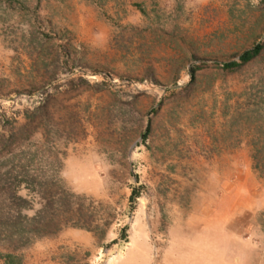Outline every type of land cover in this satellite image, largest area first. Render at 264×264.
Listing matches in <instances>:
<instances>
[{
  "label": "rangeland",
  "instance_id": "1",
  "mask_svg": "<svg viewBox=\"0 0 264 264\" xmlns=\"http://www.w3.org/2000/svg\"><path fill=\"white\" fill-rule=\"evenodd\" d=\"M0 264H264V0H0Z\"/></svg>",
  "mask_w": 264,
  "mask_h": 264
},
{
  "label": "trees",
  "instance_id": "2",
  "mask_svg": "<svg viewBox=\"0 0 264 264\" xmlns=\"http://www.w3.org/2000/svg\"><path fill=\"white\" fill-rule=\"evenodd\" d=\"M262 45L261 44H255L252 48L244 50L238 55V61H229L222 64L223 68L226 69H232L234 67L239 66L240 64H243L250 59H252L254 56L258 54L260 51ZM190 76L192 77V72L190 73Z\"/></svg>",
  "mask_w": 264,
  "mask_h": 264
}]
</instances>
